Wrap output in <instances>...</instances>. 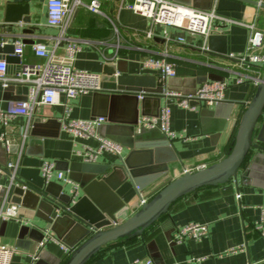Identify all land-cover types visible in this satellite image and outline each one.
<instances>
[{"label":"crops","instance_id":"crops-1","mask_svg":"<svg viewBox=\"0 0 264 264\" xmlns=\"http://www.w3.org/2000/svg\"><path fill=\"white\" fill-rule=\"evenodd\" d=\"M6 2L0 0V31ZM100 2L103 14L94 13L84 6L75 10L65 31L66 39L62 40L56 51L62 55L69 41L78 42L80 50L76 54L75 66L101 74L100 91L83 93L68 100L71 118L105 116L107 119L111 115L114 121L128 122L138 112V121L145 116L157 117L141 113L140 97L112 94L117 87L115 83L103 80L105 63H115L119 70L129 74L161 76L160 71L144 69L141 63L147 56L159 57L167 51L168 58L175 63L176 75L166 79L161 76L164 89L182 94L193 93L207 79H221L228 75L231 59L227 54L203 50L199 36H191L171 26H153L145 16L126 7L120 8L119 0ZM213 5L218 12L244 21H251L256 10L246 0H213ZM33 12V23L38 29L33 34L18 35L20 31H14L16 34L11 38L13 42L22 41L25 44L23 63L30 64L44 61L35 55L33 43L46 41L52 47L62 31L47 25L45 0L43 3L35 2ZM262 20L259 18L260 26L264 25ZM151 27L155 34L148 37L147 31ZM221 32L227 35V53L240 54L244 51L249 34L245 26L227 25ZM179 35L185 36L186 43L177 41ZM24 39L34 42L25 43ZM4 40L7 38H0V41ZM0 57H5V54L0 53ZM21 67L20 61L9 63V75L20 71ZM28 89L25 83H15L9 87H3L0 83V109H5L11 101L24 99ZM255 90L256 86L250 82L230 84L217 113L212 112L216 105L207 107L196 104L194 109L185 108L161 94L159 114L168 103L171 111L169 128L177 136L168 137L159 127L150 132L154 136L165 135L169 141L156 152L158 159L168 160L169 170L166 175L140 190L144 196L150 199L164 184L186 170L194 171L224 158L233 145L241 116ZM140 92H137V96ZM65 102L66 96L61 93L58 103L37 104L30 117L18 115L9 120L6 138L12 144L19 145L16 153H10L0 139V166L5 167L9 161H17L20 156L17 178L33 189L43 190L49 184V192H56L61 187L68 191L70 184L56 177L46 184L41 172L43 162H54L56 170L68 176L67 165L83 161L84 145H96L94 139L75 138L61 127ZM150 106L153 107V103ZM2 131L4 127L0 123V134ZM259 136L261 139L258 140ZM254 141L262 148L250 151L247 158L249 172L240 176L238 182L231 180L202 187L181 197L172 204L169 213L147 228L141 237L108 243L86 264H129L135 258H151L157 264H190L194 257L202 258L200 264H264V238L257 227L264 216V116L258 123ZM128 152L129 149L124 147L122 156L125 157ZM117 158L118 155L103 151L93 163L102 166ZM7 180V175L0 173V185ZM118 193L129 204V208L121 211V216H131L140 207L137 189L127 181L118 189ZM239 193L241 196L237 197ZM56 214L54 211L52 216ZM47 217V207L38 213L20 205L19 219L0 223V236L12 240L15 245L10 264H63L70 254L63 250L61 244L72 248L71 244L87 238L80 229L65 227L53 230ZM189 222L206 224L208 234L197 240H173L177 230ZM48 234L56 240L48 239ZM234 248L239 249L232 251Z\"/></svg>","mask_w":264,"mask_h":264},{"label":"water","instance_id":"water-1","mask_svg":"<svg viewBox=\"0 0 264 264\" xmlns=\"http://www.w3.org/2000/svg\"><path fill=\"white\" fill-rule=\"evenodd\" d=\"M196 7L209 9L213 0H176ZM44 0H7L2 22L0 53L5 54L8 63L19 62L14 54L15 44L12 35L33 34L38 26L33 23V4ZM33 43L32 39H24ZM208 48L220 55L227 54L226 32L212 33L208 37ZM103 80L116 84L113 95H134L144 91L141 98L142 114L159 115L161 94L164 81L161 76L152 74H129L119 70L115 63H105ZM153 103V107L150 106ZM219 103L212 112L217 113ZM138 114L128 122H118L107 117V121L97 127L103 137L112 139L129 149L128 154L118 156L102 166L90 162H72L67 165L68 177L77 184L75 193L64 191L62 187L56 192H49V184L43 190L30 186L23 189L14 185L10 192L11 201L37 210L48 208L47 221L53 230L59 228L82 230L84 240L71 244L72 251L63 264H86L105 245L116 240H131L141 237L144 231L155 224L162 216L169 213L172 204L181 197L206 186H216L231 180L238 182L239 177L246 175L250 167L247 158L254 148H262L255 143V131L260 119L264 116V72L257 84L251 101L244 110L228 154L208 166L194 171L186 170L182 175L169 180L153 196L143 203L131 216H121V211L129 204L119 195L118 189L130 182L136 189H144L166 175L169 170L168 160L158 159L156 152L162 144H169L165 135L154 136L151 131L138 125ZM258 137V140L261 139ZM0 144H2L0 142ZM18 144H11L10 153L18 151ZM6 165V164H5ZM6 175L9 172L5 173ZM54 211L57 212L52 216ZM5 222V221H2ZM81 235V236H82ZM59 262L62 259H58Z\"/></svg>","mask_w":264,"mask_h":264},{"label":"built area","instance_id":"built-area-1","mask_svg":"<svg viewBox=\"0 0 264 264\" xmlns=\"http://www.w3.org/2000/svg\"><path fill=\"white\" fill-rule=\"evenodd\" d=\"M120 8L126 7L151 20L152 25H166L180 29L191 36H199L202 42V49L209 51L208 37L212 33H220L227 25L245 26L248 31V38L245 49L242 53H227L231 62L227 68L228 75L221 79H207L203 81L193 93L182 94L171 89H164L162 94L167 100H175L178 105L185 108L196 107V104L211 107L224 100L225 90L230 84H242L250 82L257 86L261 81L264 72V25H259L261 11H264V0H246L255 6V14L251 21L230 17L217 11L215 5L209 9L185 4L176 0H119ZM46 22L54 28H60L61 34L56 37L52 47L46 41H37L32 45L36 56L42 57L44 61L37 63H23L25 44L16 41L14 54L18 56L22 65L21 70L10 76L8 73L9 63L5 57H0V83L3 87H9L15 83H25L28 85V93L22 100L11 101L5 109H0V123L4 131L0 134V139L4 147L9 150L11 141L6 138L9 120L12 117L23 115L31 116L37 104L53 105L58 103L59 94L66 96L65 115L61 119V127L75 138H92L96 145H84L83 161L93 163L98 155L103 151L111 152L115 155H122L124 147L122 144L103 137L97 132V127L106 121L105 116H98L90 119L71 118V109L68 100L77 98L87 92H98L101 90V74L75 66V58L80 50V45L76 41H69L65 46L62 55L57 54V48L62 40L66 39L65 31L75 10L84 6L90 11L103 14L100 0H45ZM113 21V20H112ZM114 22V21H113ZM115 25V24H114ZM116 31L118 27L115 25ZM155 34L151 27L147 31V36ZM177 41L186 43L184 35H179ZM144 69L158 70L161 76L166 79L176 75L175 63L168 58L167 51L159 57L147 56L142 61ZM146 93H138L142 98ZM170 106L164 105L159 116L141 118L138 123L146 128L159 127L168 137H176L177 134L170 130ZM20 156L17 161H9L5 167L0 166V173L7 175L8 180L4 185H0V223L9 219H19L20 205L10 199V192L14 185H19L23 189L29 186L17 178ZM42 176L47 183L56 177L70 184L69 191L75 193L77 184L74 183L61 170H56L52 161L45 160L41 166ZM140 206L148 199L137 188ZM240 193L237 197H240ZM258 230L264 238V216L258 223ZM208 234V227L204 223L189 222L180 227L173 240L183 242L186 240H197ZM55 239L49 236L48 239ZM47 240V238H46ZM56 240V239H55ZM63 250L71 253L72 248L61 244ZM239 249V248H238ZM237 248L232 251L238 250ZM15 251L14 242L0 236V264H10ZM202 258H191L190 264H200ZM129 264H157L151 258H135Z\"/></svg>","mask_w":264,"mask_h":264},{"label":"rangeland","instance_id":"rangeland-1","mask_svg":"<svg viewBox=\"0 0 264 264\" xmlns=\"http://www.w3.org/2000/svg\"><path fill=\"white\" fill-rule=\"evenodd\" d=\"M262 19H264V11H261V13H260V21L261 22L263 21Z\"/></svg>","mask_w":264,"mask_h":264}]
</instances>
